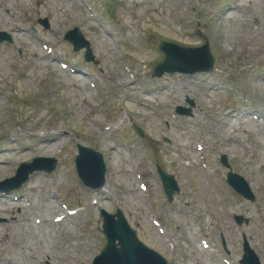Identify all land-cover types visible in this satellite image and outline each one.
<instances>
[{
	"label": "rangeland",
	"instance_id": "374dc122",
	"mask_svg": "<svg viewBox=\"0 0 264 264\" xmlns=\"http://www.w3.org/2000/svg\"><path fill=\"white\" fill-rule=\"evenodd\" d=\"M22 1L24 3L17 6L15 0H0V29L11 31L16 26L26 28L30 25L26 22L19 23L17 19L9 20L3 15V9L10 11L12 15L20 9L26 11L38 9L40 15H35L32 24L39 35L53 43L62 56L83 63L82 52L73 54L62 39V32L73 25L85 27L87 15L81 13L79 6H76L73 0H42L43 4L39 6L35 2L37 0H33L32 3L29 2L30 0ZM185 2L189 24L198 19L208 23V31L213 35L210 36L212 50L218 60L216 76L221 81L222 88L209 92L208 96L202 101L199 100L200 104L195 107V118L200 121L199 130L186 127L181 131L173 125L166 129L149 113L144 112L142 116V110L132 108L127 103L120 105L119 102L115 123L121 122L124 118L122 128L126 131L118 136L122 137L121 144H135L136 148L132 150L124 149L121 144H116L114 139L118 136L100 131V125L108 122L102 118L101 110H95V105L90 100L88 87L81 91L77 77L63 72L57 65H50L47 60H42V50L32 39H26L24 34H16V41L25 50L22 59L15 55L10 45H0V89H4L5 83L8 82L14 88L12 94L17 100L27 99L37 104L27 106L24 113H21V105L18 106L21 129L18 140L38 151L37 154L35 151L21 152L17 145H13L7 139L6 133L10 129L7 104L0 98V149L12 150L0 151V157L16 163L18 158L24 155L28 156V159L35 155H42L43 145L39 144L41 139L58 137L59 140L55 153L60 159L58 171L49 177L40 178L38 186L27 187V195L35 203L34 216L52 218L51 208L60 195L68 196L72 204L86 203V196L74 183L71 175L68 153L61 151L66 143V135L59 137L58 134L69 131L76 133V141L98 147L107 154L111 164H117L115 170L110 171V181L119 199V193L121 194L123 203L138 205L129 210L136 223L137 217L141 214L138 207L142 205L143 199L136 190L133 168L141 162L144 167H147V161L143 160V153L139 149L143 143L127 129L130 128L131 120L139 123L140 118L141 124H139L151 137L159 139L163 144L157 147L161 148L163 155L160 154L161 161L167 169L177 172L185 186L184 198L193 196V174L186 173L180 166L175 168L173 164L175 158L187 166L196 163L191 142L199 137L200 130L206 135L209 146L216 145L225 150L230 157L233 169L245 175L257 191V202L254 205L246 203L243 206V212L253 222L251 232L254 238L258 242L261 241V247H264V129L256 123L238 121L236 113L226 118V112L223 111V98L227 95L226 90L231 89L235 94L246 99L250 109L264 115V22L261 19L264 16L263 4L260 0H185ZM227 3L229 6H226ZM231 5L243 6L245 10L249 9V13L244 15L236 12L219 19L222 10ZM50 12L53 14L51 29L46 31L38 27L37 19L49 15ZM257 14L260 17L259 22L255 21ZM167 17H175V13L166 7L159 18L171 24ZM159 37L178 41L173 32L168 30H162ZM94 41L96 42L94 43L95 55L100 64L96 67L84 64L90 68L88 72L103 73L108 77L116 78L117 72L112 64L114 57L107 51V41L97 36H94ZM231 47H234V50H231ZM104 62L109 66L108 68H103ZM45 83L48 87V95L44 94L43 84ZM191 97L194 99L197 95ZM168 102H171L173 106L179 104L178 101L168 100ZM164 103L162 98H159L157 102H151L152 105ZM162 137L170 138L173 144L168 145ZM112 147L115 149L111 151ZM216 166L220 167L218 162ZM37 178L38 176L33 181ZM130 185H132L131 188ZM210 192L212 193V190ZM196 199L200 200L201 197L198 196ZM47 200L50 202H45ZM210 200L211 197L206 192V198L200 204L207 203V206H210ZM229 201L236 203L231 198ZM11 205L16 204L11 200L0 204V212L8 217L13 210ZM108 205L115 206L111 203ZM92 212L78 220L72 219L67 224L60 226L48 224L40 227L35 225L34 218H29L25 210L19 213L18 209L17 215L28 220L26 223L14 226L0 225V260L3 261L1 264H8L7 261L10 262L9 264H42L45 258L46 264H68V260L78 258H82L80 262L88 261V256L97 254L102 248L101 236L95 229H90L89 236L93 240L90 242L82 230V227L87 225ZM207 218L205 220L210 221L208 215ZM139 226L142 228L144 239L150 245L161 249L157 246L158 240L149 226L141 222ZM149 233L153 234L157 242L150 238ZM73 242L82 243L80 251L75 252L72 249ZM23 247L26 251L22 250Z\"/></svg>",
	"mask_w": 264,
	"mask_h": 264
},
{
	"label": "bare ground",
	"instance_id": "6f19581e",
	"mask_svg": "<svg viewBox=\"0 0 264 264\" xmlns=\"http://www.w3.org/2000/svg\"><path fill=\"white\" fill-rule=\"evenodd\" d=\"M261 259H262V262H263V264H264V252H263V254L261 255Z\"/></svg>",
	"mask_w": 264,
	"mask_h": 264
}]
</instances>
